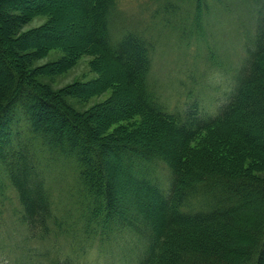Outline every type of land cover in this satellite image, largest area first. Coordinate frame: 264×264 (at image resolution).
<instances>
[{
	"label": "trees",
	"instance_id": "16d2710c",
	"mask_svg": "<svg viewBox=\"0 0 264 264\" xmlns=\"http://www.w3.org/2000/svg\"><path fill=\"white\" fill-rule=\"evenodd\" d=\"M78 1L82 46L101 51L120 86L87 110L68 97L98 89H53L17 44L55 39L19 30L46 4L0 0V216L15 205L0 264H93L91 251L103 264H264V0H147L143 25L123 20L120 0ZM225 17L244 39L229 84L213 109L198 95L172 103L152 80L161 35L203 43ZM118 107L127 124L111 131ZM203 134L221 151L196 149Z\"/></svg>",
	"mask_w": 264,
	"mask_h": 264
},
{
	"label": "rangeland",
	"instance_id": "374dc122",
	"mask_svg": "<svg viewBox=\"0 0 264 264\" xmlns=\"http://www.w3.org/2000/svg\"><path fill=\"white\" fill-rule=\"evenodd\" d=\"M36 1L38 4H46L45 10L25 11L27 14L21 20L23 26L19 30L24 33L43 27L55 39L34 45L25 40L23 42V39H17L18 46L26 49V51H23L25 59L29 61L31 68H36L40 75L39 78L44 82H48L55 90L60 91L68 86H75L73 89L76 90L81 85H88L89 90H99V93L92 95L83 94L77 97H68L69 103L78 110H87L92 106L103 103L120 86L113 81L115 79L110 81L111 77L116 75V72L110 71L108 62L101 51L98 48L82 46L84 34L77 33V29L84 23L80 2L78 0ZM147 2V0H120L117 11L121 13L126 23L137 24L139 22V25H143L145 23L144 16L149 20L148 14H143ZM0 10L3 12L4 8L1 7ZM233 20L232 17H225L216 24L215 29L207 28L204 31L206 34H204L203 39L205 42L203 43V40H192L191 45L187 44L186 41L182 42L178 29H170V27L161 35L160 42L157 45L158 49L154 54V67L152 69L154 77H152V80H156L157 90L166 99L168 98L172 103L185 104L189 98L198 95L205 100L209 99L211 104L209 108H214L212 104L215 103L220 93L222 94L220 89L223 90L229 84L226 70L235 65L240 59L238 56L242 55L244 39L239 24H235ZM21 31L18 32V35ZM18 35H16V38ZM66 36L67 39L64 38ZM79 44H81V47ZM209 56L215 57V65L207 62ZM53 69L56 70L52 71ZM112 69L115 68L112 67ZM191 75L193 76L191 77ZM201 79H204V81L199 82ZM221 81L222 83H219ZM154 92L156 93V90ZM121 108L118 107L111 116V119L114 120L110 127L111 131L127 124L126 119L116 122L122 114L121 111L123 110H119ZM103 121L104 119L99 120V125H103ZM139 121L142 122V119ZM203 139L206 140L203 141ZM193 144L196 149L198 147L200 149L202 146L206 148L212 146L216 152L221 151L219 144L216 145L209 135L205 136L203 134ZM260 174L264 175V171ZM134 191L132 187H127L123 190L124 193L122 192V208L125 211L129 210L130 205L133 203ZM14 206L11 205V207ZM11 207H8L7 211L0 216V228L10 227V222L5 221L4 214H7L8 220H10L8 214ZM245 229L244 224H241L235 230L236 234L241 236V240L250 238ZM1 232L0 238H7L8 233ZM13 233L14 231L10 232V234ZM89 255L87 256L93 264H103L101 262L104 258L95 257L92 259L91 257L94 256L93 251ZM99 259L100 262H98ZM110 259L112 258L109 257L108 260Z\"/></svg>",
	"mask_w": 264,
	"mask_h": 264
}]
</instances>
